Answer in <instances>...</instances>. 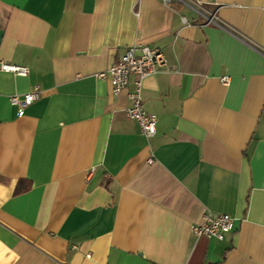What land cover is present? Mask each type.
<instances>
[{"label": "crops", "instance_id": "0c3cea01", "mask_svg": "<svg viewBox=\"0 0 264 264\" xmlns=\"http://www.w3.org/2000/svg\"><path fill=\"white\" fill-rule=\"evenodd\" d=\"M200 1L225 25L184 2L0 0V58L30 68L0 70V264H264V0ZM137 43L168 61L144 81L151 137L132 84L100 75ZM207 211L233 230L195 232Z\"/></svg>", "mask_w": 264, "mask_h": 264}, {"label": "built area", "instance_id": "2783aa9c", "mask_svg": "<svg viewBox=\"0 0 264 264\" xmlns=\"http://www.w3.org/2000/svg\"><path fill=\"white\" fill-rule=\"evenodd\" d=\"M166 2H184L190 4L198 13L220 26L225 25V21L219 17L216 11L210 12L200 0L190 3L189 0H165ZM216 2V1H215ZM184 19L187 20L186 16ZM168 66V61L163 48L149 44L137 43L129 45L124 53L113 62L110 67L100 72L101 76H109L114 92H121L132 84L128 91L129 104L126 108L127 116L138 121L144 135L151 137L157 132L158 114L146 109L142 99L144 81L147 77ZM0 70L12 71L18 74H28L30 68L27 65L17 64L0 58ZM132 76L133 79H132ZM225 82L229 81V76H224ZM42 94L40 84L22 94L11 95V101L18 107L20 114L24 113L25 108ZM235 218L228 212L207 211L204 214L203 222L194 224L193 229L197 233L205 234L209 237L224 238L225 235L233 230Z\"/></svg>", "mask_w": 264, "mask_h": 264}, {"label": "trees", "instance_id": "16d2710c", "mask_svg": "<svg viewBox=\"0 0 264 264\" xmlns=\"http://www.w3.org/2000/svg\"><path fill=\"white\" fill-rule=\"evenodd\" d=\"M19 188V187H18Z\"/></svg>", "mask_w": 264, "mask_h": 264}]
</instances>
